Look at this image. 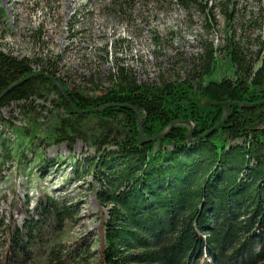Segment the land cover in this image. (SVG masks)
<instances>
[{
	"label": "trees",
	"instance_id": "trees-1",
	"mask_svg": "<svg viewBox=\"0 0 264 264\" xmlns=\"http://www.w3.org/2000/svg\"><path fill=\"white\" fill-rule=\"evenodd\" d=\"M227 13L226 26L231 9ZM223 52L230 73L218 79H209L216 55L207 50L203 68L182 80L147 84L117 66L111 85L87 90L69 85L54 61L43 59L35 68L32 58L0 49V94L12 85L0 109L20 102L25 116L17 123L0 112L14 136L5 139L0 128V145L10 149L2 157L22 162L30 149L34 163L43 161L35 167L39 175L47 165L41 143L81 141L93 151L72 158L71 178L88 177L86 188L100 206L92 249L71 233L83 203L77 186L63 193L43 188L34 202L40 211L22 223H5L0 213L8 238L1 264H87L90 258L94 264H200L203 256L206 264H264V102L241 103L264 100V43L248 55L230 40ZM36 70L44 73L16 83ZM48 74L58 77L79 112ZM227 100V118L205 135L225 114ZM124 104L140 108L148 138L188 119L196 139L188 141L189 126L176 123L143 142L135 110ZM225 210L237 222L224 220Z\"/></svg>",
	"mask_w": 264,
	"mask_h": 264
},
{
	"label": "rangeland",
	"instance_id": "rangeland-1",
	"mask_svg": "<svg viewBox=\"0 0 264 264\" xmlns=\"http://www.w3.org/2000/svg\"><path fill=\"white\" fill-rule=\"evenodd\" d=\"M230 9V25L226 26ZM230 40L248 55L264 43V0H0V49L32 58L35 68L43 59L54 61L56 73L69 85L87 90L111 85L117 66L147 84L182 80L203 68L207 50L216 55L209 79H218L230 73L223 52ZM19 103L3 106L1 115L24 122ZM0 128L11 141L14 136L8 128L1 123ZM145 137L147 141L153 136ZM7 147L0 145V213L4 222L13 218L19 224L26 214L36 216L40 209L34 202L43 188L54 193L62 187L63 193L77 186L83 203L71 233L94 248L96 239L90 232L98 233L100 206L92 190L86 188L88 177L76 183L70 168L72 158L80 160L93 150L81 141L71 146L43 142L40 147L47 165L37 175L36 164L43 161L34 163L30 149L25 150L22 162L10 156L6 160L2 154L10 150ZM107 209L102 208L104 212ZM231 211L225 210L224 220L228 216L232 223L237 222L231 219ZM217 215L221 219L223 212ZM6 237L5 231H0V264L6 255ZM93 261L90 258L87 264ZM200 264H206L204 256Z\"/></svg>",
	"mask_w": 264,
	"mask_h": 264
},
{
	"label": "water",
	"instance_id": "water-1",
	"mask_svg": "<svg viewBox=\"0 0 264 264\" xmlns=\"http://www.w3.org/2000/svg\"><path fill=\"white\" fill-rule=\"evenodd\" d=\"M41 73H44L43 71H41V70H36L35 72H33V73H31V74H29V75H27V76H25L24 78H22V79H20V80H18L17 81V83H19L20 81H22V80H24V79H26V78H28L29 76H31V75H36V74H41ZM48 76V78L58 87V89L60 90V92L63 94V96L71 103V105H72V107H73V109L74 110H76V111H79V109L73 104V102L71 101V99L69 98V95H68V93L66 92V90L63 88V86L61 85V83L59 82V80H58V78L56 77V76H54V75H51V74H48L47 75ZM12 86V85H11ZM11 86H9V87H11ZM8 87V88H9ZM8 88H6L5 90H3L2 92H1V94H0V97L8 90ZM231 100H227L226 101V110H225V114L223 115V117L221 118V120H219L216 124H215V126L213 127V128H216V127H218L226 118H227V116H228V114H229V110H230V105H231ZM262 102H264V100H262V101H258V102H241L242 104H247V105H257V104H260V103H262ZM236 103H240V101H236ZM124 105H126V106H129V107H131V108H133L134 110H135V112H136V115H137V117H138V123H139V136H140V138H141V140L142 141H145L147 138L145 137V135H144V133H143V130H142V128H141V125H142V119L140 118V116H139V114H140V108L139 107H134V106H132V105H127V104H124ZM94 110H95V108H94ZM84 111H86V110H84ZM176 123H185V124H187L188 126H189V133H188V135H187V139L188 140H193L194 138H193V136H192V131H193V129H194V125H191V123H190V120H188V119H177V120H173L172 122H170L167 126H165V128L161 131V132H159V133H157L155 136H153L152 137V139H159L160 137H162L164 134H166L168 131H169V129L174 125V124H176ZM211 130H212V128H211ZM211 130H209V131H211ZM206 133H208V132H206ZM205 133V134H206Z\"/></svg>",
	"mask_w": 264,
	"mask_h": 264
},
{
	"label": "bare ground",
	"instance_id": "bare-ground-1",
	"mask_svg": "<svg viewBox=\"0 0 264 264\" xmlns=\"http://www.w3.org/2000/svg\"><path fill=\"white\" fill-rule=\"evenodd\" d=\"M133 109V108H132ZM135 114H136V112H135ZM139 116H140V114H139ZM136 117H137V115H136ZM141 118V117H140ZM137 120H138V117H137ZM191 123V122H190ZM139 124V123H138ZM191 125H193L192 123H191ZM141 128H142V125H141ZM143 130V129H142ZM170 130V129H169ZM210 131H208V133H209ZM208 133H206V134H208ZM205 134V135H206ZM154 140H157V139H154Z\"/></svg>",
	"mask_w": 264,
	"mask_h": 264
}]
</instances>
